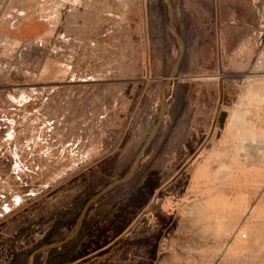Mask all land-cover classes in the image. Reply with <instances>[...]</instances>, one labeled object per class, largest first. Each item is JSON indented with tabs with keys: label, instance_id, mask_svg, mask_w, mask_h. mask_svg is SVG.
Segmentation results:
<instances>
[{
	"label": "rangeland",
	"instance_id": "374dc122",
	"mask_svg": "<svg viewBox=\"0 0 264 264\" xmlns=\"http://www.w3.org/2000/svg\"><path fill=\"white\" fill-rule=\"evenodd\" d=\"M0 0V264H264V0ZM180 58V59H179ZM179 60V70L167 80Z\"/></svg>",
	"mask_w": 264,
	"mask_h": 264
},
{
	"label": "water",
	"instance_id": "95a60500",
	"mask_svg": "<svg viewBox=\"0 0 264 264\" xmlns=\"http://www.w3.org/2000/svg\"><path fill=\"white\" fill-rule=\"evenodd\" d=\"M164 2L167 5V14H168V18H169V29H170V33L173 36V38L176 40L180 53H183V39L181 37V35L177 32L174 22H173V6H172V2L171 0H164ZM180 59V58H179ZM179 60L177 61V63L175 64L168 80H167V85H169L171 83V80H173L175 78V74L178 72L179 70ZM165 106H166V99L165 96H163V105L161 108V112H160V119L158 121V123L153 127V129L151 130V132L149 133L145 143L143 144L142 148L140 149L138 155L136 156L132 167L130 168V170L128 171V173L121 179L116 180L111 182L109 185H107L105 188H103L100 192H98L95 196H93L91 199H89L86 204L84 205L80 216L78 217L77 223L74 227V229L72 230V232L65 237L64 239L51 243V244H47V245H41L39 246L37 249H35L28 257V264H34V260L35 258L44 252H49L55 249H59L63 246H65L66 244H68L69 242H71L80 232L81 227L83 225L85 216L88 212V210L90 209V207L94 204H96L103 196H105L106 194H108L110 191H112L113 189H115L118 186L127 184L129 181L132 180L137 167L139 166V163L142 159V155L145 153V151L148 149L150 143L152 142V140L154 139V137L157 135L159 129L161 128V125L163 123L164 120V116H165Z\"/></svg>",
	"mask_w": 264,
	"mask_h": 264
},
{
	"label": "trees",
	"instance_id": "16d2710c",
	"mask_svg": "<svg viewBox=\"0 0 264 264\" xmlns=\"http://www.w3.org/2000/svg\"><path fill=\"white\" fill-rule=\"evenodd\" d=\"M124 185H126V184H124ZM121 186H123V185H121ZM118 187H120V186H118ZM118 187H116V188H118ZM116 188H115V189H116ZM113 190H114V189H113ZM113 190H112V191H113ZM110 192H111V191H110ZM101 199H102V198H101ZM76 237H77V236H76ZM76 237H75V238H76ZM75 238H74V239H75ZM74 239H73V240H74ZM73 240H72V241H73ZM72 241H71V242H72ZM71 242H69L68 244H70ZM68 244H66V245H68ZM66 245H65V246H66ZM65 246H63V247H65ZM63 247H61V248H63ZM59 249H60V248H59ZM55 250H57V249H55ZM52 251H53V250H52ZM49 252H50V251H49ZM35 259H36V258H35ZM34 261H35V260H34Z\"/></svg>",
	"mask_w": 264,
	"mask_h": 264
}]
</instances>
